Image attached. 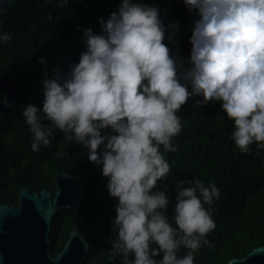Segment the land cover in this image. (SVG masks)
<instances>
[{
    "label": "clouds",
    "instance_id": "1",
    "mask_svg": "<svg viewBox=\"0 0 264 264\" xmlns=\"http://www.w3.org/2000/svg\"><path fill=\"white\" fill-rule=\"evenodd\" d=\"M185 4L199 16L190 59L173 55L164 42L166 28L178 30V22L166 26L158 5L122 0L107 21L100 18L102 32L85 29L87 48L78 63L67 73H46L43 107L29 103L22 112L33 151L51 144L60 129L102 165L117 198L110 243L124 264H195L196 251L212 243L217 184L180 180L175 225L167 213L170 197L157 187L171 171L161 145L177 151L173 138L183 127L178 113L189 97L202 96L198 105L221 103L241 152H250L253 143L264 149V0ZM12 38L0 26V42ZM182 247L189 249L184 255Z\"/></svg>",
    "mask_w": 264,
    "mask_h": 264
},
{
    "label": "trees",
    "instance_id": "2",
    "mask_svg": "<svg viewBox=\"0 0 264 264\" xmlns=\"http://www.w3.org/2000/svg\"><path fill=\"white\" fill-rule=\"evenodd\" d=\"M121 2L26 0L0 18V26L13 34L12 40L0 42V76L13 73L20 84L9 117L0 118V205L18 206L24 188L31 194L47 189L54 197L57 175L74 177L85 191L83 208L78 216L69 209L55 215L51 252L55 257L64 248L72 226L77 224L90 244L85 264H105L111 257L124 264L122 254L114 252L110 243L117 198L108 191L109 178L102 174V165L89 159V150L68 140L60 129H54L51 144H42L39 151H33L32 132L22 112L29 103L43 107L46 73L52 77L58 68L67 73L73 63H78L87 48L85 29L102 32L100 18L107 21ZM143 2L159 6L166 26L179 23L178 30L166 28L164 42L173 55L190 59L197 12L189 10L185 0ZM42 57L46 58L44 62ZM200 99L203 97L199 95L189 97L178 113L183 127L173 138V143L179 145L177 151H165L161 145L171 171L157 187L170 197L167 213L175 225L180 180L188 177L217 184L220 197L211 206L216 228L208 234L212 243L196 251L195 264H227L264 246V149L253 143L250 152H241L232 137L234 121L227 117L221 103L213 100L196 104ZM187 251L182 247L179 254Z\"/></svg>",
    "mask_w": 264,
    "mask_h": 264
},
{
    "label": "water",
    "instance_id": "3",
    "mask_svg": "<svg viewBox=\"0 0 264 264\" xmlns=\"http://www.w3.org/2000/svg\"><path fill=\"white\" fill-rule=\"evenodd\" d=\"M26 0H0V18ZM19 81L13 73L0 76V118L6 120L19 97ZM31 194L20 191L19 205H0V264H85L90 244L77 224L70 230L64 248L54 257L51 252L53 220L62 209L77 216L85 195L77 180L67 173L56 177V189ZM105 264H118L111 257ZM227 264H264V246L253 249L243 258Z\"/></svg>",
    "mask_w": 264,
    "mask_h": 264
},
{
    "label": "flooded vegetation",
    "instance_id": "4",
    "mask_svg": "<svg viewBox=\"0 0 264 264\" xmlns=\"http://www.w3.org/2000/svg\"><path fill=\"white\" fill-rule=\"evenodd\" d=\"M17 207V206H16Z\"/></svg>",
    "mask_w": 264,
    "mask_h": 264
}]
</instances>
